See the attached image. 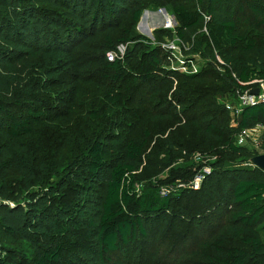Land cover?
<instances>
[{"label": "trees", "instance_id": "16d2710c", "mask_svg": "<svg viewBox=\"0 0 264 264\" xmlns=\"http://www.w3.org/2000/svg\"><path fill=\"white\" fill-rule=\"evenodd\" d=\"M162 8L177 25L156 38L193 43L211 60L203 71L159 79L166 51L131 25ZM254 79L264 0H0V231L11 240L0 264H264V170L244 165L257 154L236 143L264 125V102L230 127L216 100ZM199 151L217 157L200 188L162 196V184H190ZM158 236L175 240L164 258Z\"/></svg>", "mask_w": 264, "mask_h": 264}, {"label": "rangeland", "instance_id": "374dc122", "mask_svg": "<svg viewBox=\"0 0 264 264\" xmlns=\"http://www.w3.org/2000/svg\"><path fill=\"white\" fill-rule=\"evenodd\" d=\"M147 11L148 12L146 14V16H147L146 19L143 18V20H142V17H143V15L146 12V10H145L143 12L140 20L136 24L131 25V28L133 29L132 30V33L135 36L139 35V36H144V37H146L148 39H151L153 46L159 45L160 42H161V40H158V38H156V34L155 33H156V31L158 29H167V30L174 29V25L165 24L166 22L164 23L165 14L167 13L168 15H173V13L170 12V11H168V10L164 11L162 9H147ZM129 20L130 19H127V21H129ZM159 22H160V24H159ZM146 23L149 24L148 25V28L146 27ZM169 39H172V38L165 37L164 38V41H166V40L168 41ZM129 43H130L129 44V49L132 51L135 42H129ZM142 53H143L142 49L139 50L138 53H137L138 57H140L142 55ZM201 58H202V61H201ZM201 58L199 56L200 67H202L201 71H203L208 66V63L211 60L209 58H207V57H203L202 55H201ZM218 61L214 63V66H215L217 72L220 73V75L225 76L226 75V69L224 68L223 64L222 63H219ZM103 62H104V60H103ZM168 71L170 73V70H168V68L166 67V65L165 66H162V68L158 71V75H160V77H161L159 79L161 81H162V78H163L162 76L163 75L166 76L165 74ZM176 85H177V82L175 80L174 86H176ZM141 90H142L141 91V95L139 96L140 98L144 94L148 93L147 92L148 88L146 86H142ZM163 90H165V88L162 89V91ZM173 90H174V88L173 89L171 88V89L168 90L169 98L172 97ZM216 100H217V102L220 105H225V107H226V104L227 103H232V104H234L236 106H239L240 105L238 93H235L233 91L223 92L222 96L217 95L216 96ZM177 108H178L177 109V112H179V115H181V118L183 119V121H185L189 117L188 113L183 112V110L180 107V105H177ZM235 118H236V116L233 115L232 112L228 109L226 111V116L223 118L225 125H228L230 127H236L237 122H236ZM173 128H175V127H173ZM154 132L156 133V135H155V138H154V140H153V142L151 144V148L154 147L156 145V143H157V140L160 137H162V134L159 133V129H156L155 128L154 129ZM246 145L254 153H256L257 155L264 153V125L259 124L256 128L252 129L251 134H250V138H249L248 142L246 143ZM199 156L201 157L200 162L198 160L197 162H199V163H197V162L196 163H193V161H195V159L197 157H199ZM67 160H68V156L63 151H61V152H59L57 154V161L59 163V167H62L67 162ZM216 160H217V157L211 156L210 154H208V152L199 151V152H196L195 153V155L193 156L192 160H190V162L187 163V166H191L192 169L195 170L197 168V166H199V164H202L201 165L202 167L205 166V167L209 168L210 171L212 172V170H213V163ZM234 161L235 162H239L241 160L235 159ZM241 162L244 165H248V164L254 165L252 163V158L249 159V160H243L242 159ZM167 171L168 170L160 172V174L158 175V177H153L151 180L152 181H157L159 178H163L166 175ZM180 183H184V186H180L179 185ZM171 185L175 188V190L173 191V194H178L182 190H184L185 188H190L191 187L188 182H184V181H180V180L179 181H176V182H173V183L162 184L160 186H161L162 189H164V188L170 187ZM138 188L139 189L141 188V184H139ZM199 234H200V232L198 233V235ZM158 238H160V237L158 236ZM160 240H162L164 242V248H163V252L162 253L160 252L159 255H161V256L163 255V258H164V254H166L167 251L169 252L172 249V245L175 243V240L171 236L161 237L159 239V241ZM0 241H3V244H5V245H11V240H10L9 235L8 234H4L1 231H0ZM17 246H19V249L21 251H24L26 255H30L31 250H30V248L28 247V245L26 243L21 242L20 244H17ZM168 248H169V250H168ZM173 257L174 256H172L171 258L169 257L168 261H166V262H169L168 264H173V262H172Z\"/></svg>", "mask_w": 264, "mask_h": 264}, {"label": "built area", "instance_id": "2783aa9c", "mask_svg": "<svg viewBox=\"0 0 264 264\" xmlns=\"http://www.w3.org/2000/svg\"><path fill=\"white\" fill-rule=\"evenodd\" d=\"M174 18H175L174 15H168L166 13L164 17V23L166 22L165 24L174 25L175 28L176 25L174 22ZM208 20H210V16L205 15V21ZM128 46H129L128 43H120L116 47V49L109 51L107 53L108 59L110 61L115 60L116 58L123 59L126 54ZM159 46H161L163 50H165L167 53L166 67L168 68V70L179 72L182 74H187V75L196 74L201 71L202 67H200V60H199V56L201 58V54L192 52L193 43L184 41L178 36H174L172 39H169L168 41L161 40ZM217 61L219 63H222L224 66L225 63L220 56L217 57ZM256 83L258 85H253ZM242 84H248L252 86H250L248 89L245 90H237L240 105L236 106L232 103L226 104V108L229 109L232 112V114L235 116H237L246 106H252V105H256L259 102H264V79H254L251 82L242 83ZM255 87L260 88L259 94L252 93V90ZM251 131L252 129L250 128L241 129L236 135V143L238 145L246 144L250 138ZM195 160L196 161L199 160L200 162L201 157L199 156ZM210 172L211 171L209 168L205 166L201 167L199 170H197L194 177L190 181L189 185L194 189L200 188L202 181L206 178V175L209 174ZM179 185L184 186V183H180ZM174 190L175 188L171 185L170 187L164 189L161 188L160 193L162 196H167L170 193H172Z\"/></svg>", "mask_w": 264, "mask_h": 264}, {"label": "water", "instance_id": "95a60500", "mask_svg": "<svg viewBox=\"0 0 264 264\" xmlns=\"http://www.w3.org/2000/svg\"><path fill=\"white\" fill-rule=\"evenodd\" d=\"M162 10L166 11V8H162ZM146 14H147V12H145V14L143 15L142 20H143V18L145 17ZM174 22H175V25H177L176 18H174ZM259 92H260V88L259 87H255L252 90L253 94H259ZM252 163L264 170V153L258 154V155H255L254 157H252ZM0 204H1V201H0Z\"/></svg>", "mask_w": 264, "mask_h": 264}, {"label": "crops", "instance_id": "0c3cea01", "mask_svg": "<svg viewBox=\"0 0 264 264\" xmlns=\"http://www.w3.org/2000/svg\"><path fill=\"white\" fill-rule=\"evenodd\" d=\"M146 12H148V11H146ZM159 24H160V22H159ZM148 25H149V24H148V23H146V27H147V28H148Z\"/></svg>", "mask_w": 264, "mask_h": 264}, {"label": "bare ground", "instance_id": "6f19581e", "mask_svg": "<svg viewBox=\"0 0 264 264\" xmlns=\"http://www.w3.org/2000/svg\"><path fill=\"white\" fill-rule=\"evenodd\" d=\"M146 17H147V16L145 15L144 19H146Z\"/></svg>", "mask_w": 264, "mask_h": 264}]
</instances>
